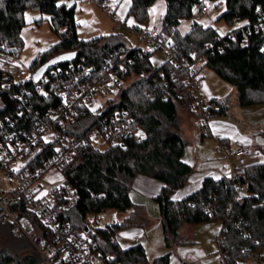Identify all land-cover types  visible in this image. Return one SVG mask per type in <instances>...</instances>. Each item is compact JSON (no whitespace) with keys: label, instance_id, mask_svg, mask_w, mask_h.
Instances as JSON below:
<instances>
[{"label":"trees","instance_id":"16d2710c","mask_svg":"<svg viewBox=\"0 0 264 264\" xmlns=\"http://www.w3.org/2000/svg\"><path fill=\"white\" fill-rule=\"evenodd\" d=\"M155 1L131 0L123 21L132 15L139 28H147L148 7ZM165 1L167 7L159 32L171 41L179 60L190 63V53L197 50L204 56V61L197 66L198 73L206 65L233 84L236 102L240 105L264 103V51L261 49L264 27L260 28L264 25V13L258 11L259 6L264 11V0H209L216 6L225 4L226 9L217 17L231 26L225 33L197 21L182 33L178 29L181 21L196 17V7L205 0ZM76 4L77 0H0V46L7 44L17 57L23 48L21 30L26 10L46 13L51 30L59 37L30 62L29 80L0 92V118L10 117L17 128L32 127L34 114L42 113L52 100L34 94L27 96L20 107L22 101L16 92L33 85L45 74L51 79L66 77L71 66L74 72L81 65L93 66L83 79L87 84L104 82L113 76L130 81L108 105L133 118L135 126L143 131L142 139L127 138L125 147L83 145L77 149L74 157L61 168L64 182L75 185L80 196L79 203L62 214L64 220L81 229L89 212H126L114 228L99 233L104 249L114 253L121 264H171L169 253L149 261L141 242L122 248L118 242L111 241L117 229L146 223L131 196L136 175L144 174L165 183L156 200L169 246L178 238L183 223L220 219L223 241L219 251L224 255L225 264H247L251 252L264 249V144L260 146L263 160L246 165L237 177L243 186L239 198L234 197L235 189L229 177L213 176L204 177L201 186L190 194L173 198V193L195 171L194 165L183 159L187 143L181 133L179 111L186 108L199 117L194 94L184 82L185 68L166 60L155 65L151 57L158 47L153 50L133 47L123 32L111 30L92 38H80ZM68 53L72 56L62 57ZM58 70L61 74H53ZM231 105L227 98H210L208 117L226 115ZM77 110L76 118L62 130L75 136L88 135L98 125V118L85 104L78 105ZM8 127L7 123L0 131ZM220 140L230 145L225 138ZM17 208L20 214L31 216L41 232L46 231L23 202ZM212 208L215 211L211 212ZM20 248L28 249L19 254L6 246L0 248V264L40 262L42 257L34 243L24 242Z\"/></svg>","mask_w":264,"mask_h":264},{"label":"built area","instance_id":"2783aa9c","mask_svg":"<svg viewBox=\"0 0 264 264\" xmlns=\"http://www.w3.org/2000/svg\"><path fill=\"white\" fill-rule=\"evenodd\" d=\"M80 1L99 5L110 17L114 16L118 2ZM198 9L206 13L208 6L201 4ZM258 11L264 13L261 6ZM263 27L261 24L260 28ZM114 31L123 33L130 31L137 34L141 41L155 43V47L161 49L166 61L184 66V82L194 94L203 133L212 135L207 109L209 99L203 93L202 76L197 71V66L204 61L203 54L194 50L190 53L192 61L183 63L176 56L171 41L160 35L158 27L139 28L135 23L128 24L123 19H117ZM244 43H247V39ZM206 47L209 48L210 43H207ZM261 49L264 51V43ZM18 58L10 46L7 44L0 46V92L30 79V67L26 72ZM80 68L78 72H74V67L71 66L66 77L61 79H51L45 74L33 85L16 92V97L22 101L20 107L26 102L27 96L34 94L52 100L42 113L34 114L32 127L17 128L10 117L0 118V127L7 123L10 125L7 130L0 131V221L12 223L18 231L33 241L42 257L38 264H121L114 253L104 249L99 235L102 230L112 229L120 223L121 219H118L115 213L117 211L89 212L84 216L83 227L76 228L70 220H64L62 216L79 203L80 196L76 186L64 182V176L61 184L50 189H44L38 183L50 168L61 171L83 145L100 148L125 147L127 138L136 141L142 139L143 131L135 126L134 119L108 105L109 101L117 99L119 92L125 89L130 81L113 76L104 82L87 84L83 79L93 66L81 65ZM57 73L61 74V71L53 72ZM98 96L102 102L97 109H92L90 102ZM82 104L98 118V125L88 135L75 136L64 132L62 129L76 118L77 106ZM216 152L227 160L229 178L235 189L234 197L239 198L243 186L237 177L246 166L245 158L250 154L252 156L256 154L249 153L245 145L231 146L222 143L220 137H217ZM22 202L46 231L41 232L31 216L20 214L17 206ZM213 211L215 210L212 208L211 212ZM111 241L117 243L114 237H111ZM217 241L221 246L223 234L217 236ZM220 253L221 264H225L222 251ZM247 264H264V249L251 252Z\"/></svg>","mask_w":264,"mask_h":264},{"label":"rangeland","instance_id":"374dc122","mask_svg":"<svg viewBox=\"0 0 264 264\" xmlns=\"http://www.w3.org/2000/svg\"><path fill=\"white\" fill-rule=\"evenodd\" d=\"M118 7L115 10L114 16H108L103 9L92 2H83L77 0L75 8V19L78 24V35L80 38L88 39L101 34H106L114 30L115 20L124 19L126 17L131 0H117ZM204 4L208 6V11L202 13L196 7V17L184 19L178 26V29L185 33L188 31L193 22L197 21L203 25H212L220 33H225L229 26L223 19L217 17L223 12L225 4L215 5V2L205 0ZM166 1L156 0L148 7L149 26L148 28L158 27L161 24L162 16L166 11ZM199 7V6H198ZM25 24L21 30L23 38V48L20 54L19 62L24 70L28 72L29 64L33 58L40 52L46 50L51 44L59 40L58 35L50 28L48 15L39 10L25 11ZM126 22L128 24L136 23L132 15ZM237 23L236 25H238ZM128 42L132 46H141L148 50H153L155 43L141 41L137 34L124 31ZM72 54H64L62 57H71ZM152 61L155 65L161 64L165 57L161 49L156 50L152 54ZM202 76L203 88L208 92L213 93L217 98H227L231 101L236 99V88L227 80L221 78L213 69L204 66L200 70ZM102 99L98 96L90 102L92 109H97L101 104ZM184 109V108H183ZM182 110V109H181ZM257 110L256 113H252ZM226 117V118H224ZM223 119L233 121L239 130L247 132L251 136H255L260 130H264V103L253 105L235 104L232 107V113L224 115ZM212 119H218L212 117ZM195 131H188L185 153L183 159L191 164L196 163L198 169H203V161L197 163L196 154L202 157L204 161L220 162V156L216 152L217 137L213 132L212 135H202L203 130L198 123L194 124ZM194 135V137H193ZM200 150V153H197ZM63 182V175L59 169L50 168L46 174L39 179V184L44 189H50L53 186ZM187 188L181 189L175 197H181L186 194ZM131 196L134 202L143 203V196L136 194L131 190ZM135 202V203H136ZM147 219L143 226H130L123 229H117L114 237L122 248H127L135 242H142L145 246L146 254L149 261L154 258L169 253L171 264H221V253L219 251V243L217 236L221 233L223 221L220 219L209 220L205 222L190 223L185 222L180 227L178 238L172 245H168L165 237L161 209L159 202L156 199H148L146 203ZM117 211V210H115ZM118 219H122L126 212H115ZM142 214V213H141ZM143 216V215H142ZM144 218V216H143ZM136 236V239H134ZM24 242L27 245H32L33 241L26 235H22L14 225L10 222L0 221V248L9 247L13 252L22 254L23 250L28 248H20ZM20 245V246H19Z\"/></svg>","mask_w":264,"mask_h":264},{"label":"crops","instance_id":"0c3cea01","mask_svg":"<svg viewBox=\"0 0 264 264\" xmlns=\"http://www.w3.org/2000/svg\"><path fill=\"white\" fill-rule=\"evenodd\" d=\"M118 3L119 2H117L116 4V9L118 7ZM202 90L208 99L212 97H216L213 93L205 90L203 86H202ZM230 102H232V105L226 115H229V113H232L233 105L237 104L236 99L235 101L230 100ZM252 105L256 107L257 104H252ZM256 111L257 110H254L253 112H251V114L256 113ZM179 117H180V128H181L182 136L184 137L185 140H187L188 131H195L194 124L196 125L198 123L200 124L199 117H197L195 113H193L191 110L186 109V108L179 111ZM215 117L218 119H212V120L210 119V126H211L212 132L215 133L216 137L225 138L226 141H228L231 146L245 145L249 153L256 154V156H252L250 154L245 158L246 165L256 163V162L263 160V154L260 150V146L264 144V137L262 135V131L264 130H260L259 133H257L255 136H251L247 132L239 130L233 121L223 119L222 117H224V115L215 116ZM202 135L204 136L205 134L202 133ZM196 152L200 153V150L198 152V149H197ZM220 159H221L220 162L218 161L207 162V161H204L202 157L200 156L198 157V154H196L197 163L200 164L202 160L203 161L202 164L203 166H205V168L198 169L197 164L194 163L193 165L195 167V171L191 174L187 183L182 188L177 189L174 194H176L183 188L188 189L187 193L183 194V196L178 197V198L175 197V195H173V198L179 199V198H182L190 194L191 192H193L194 190H196L197 188L201 186V182L203 178L206 176H213L215 178L229 177L230 169L228 166V162L225 158L221 156H220ZM164 185L165 183L163 181L156 179L154 177L147 176L144 174L136 175L134 182H133L132 190L136 194H141L143 196V199H144L143 203L136 202V201L135 202L139 206L140 212L144 216L145 220L148 217L147 207H146L147 200L156 199L157 195L159 194V192L161 191ZM134 239H136V236H134Z\"/></svg>","mask_w":264,"mask_h":264},{"label":"snow or ice","instance_id":"6c2138e0","mask_svg":"<svg viewBox=\"0 0 264 264\" xmlns=\"http://www.w3.org/2000/svg\"><path fill=\"white\" fill-rule=\"evenodd\" d=\"M217 179H218V177H217Z\"/></svg>","mask_w":264,"mask_h":264}]
</instances>
